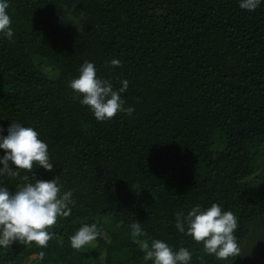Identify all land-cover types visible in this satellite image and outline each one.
I'll return each instance as SVG.
<instances>
[{
  "label": "trees",
  "instance_id": "16d2710c",
  "mask_svg": "<svg viewBox=\"0 0 264 264\" xmlns=\"http://www.w3.org/2000/svg\"><path fill=\"white\" fill-rule=\"evenodd\" d=\"M240 2L7 0L14 35L0 34V137L12 122L38 131L53 170L21 177H58L74 203L46 248L0 247V264H153L144 239L189 249L190 264H223L175 227L177 213L213 203L238 218L242 249L264 218V0L251 12ZM84 61L115 90L129 82L121 98L131 116L98 122L74 98ZM22 183L0 177L13 193ZM92 223L103 232L95 246L73 249L70 237ZM133 223L147 236L134 241Z\"/></svg>",
  "mask_w": 264,
  "mask_h": 264
},
{
  "label": "clouds",
  "instance_id": "9594fccd",
  "mask_svg": "<svg viewBox=\"0 0 264 264\" xmlns=\"http://www.w3.org/2000/svg\"><path fill=\"white\" fill-rule=\"evenodd\" d=\"M260 3L261 0H241L239 7L251 12ZM8 8L7 0H0V34L11 40L14 32ZM110 66L123 65L119 59H113ZM121 84L122 87L115 90L110 80L98 77L93 63L84 61L79 68L78 78L72 79L69 86L75 93L74 98L79 99L82 106H87L98 122H103L121 113L131 116L135 111L133 107H126L125 100L121 98L129 82L123 80ZM0 132H3V128H0ZM7 132V136L0 137V149L5 153L0 158V177H20L24 183L18 185L14 193L7 187H0V247L9 248L18 242L24 245L35 243L40 248H46L54 238L51 229L60 218L71 214L68 205L74 203L72 192L61 194L58 177L52 180L37 179L34 182H28V175L21 177L22 171L31 173L37 165L51 172L54 164L50 162L48 145L33 127L12 122ZM13 166L16 170H13ZM238 226V218L234 213L224 211L216 203L207 209L196 205L186 216L182 212L176 214L175 227L181 233L186 232L196 243L202 244L204 253L218 260H234L241 256L242 249L235 235ZM102 235V229L96 223L85 224L70 237L71 247L77 251L94 247L97 238ZM144 236L147 233L142 231L140 223H133V240ZM138 242L144 253V261H152L153 264H190L192 260V252L185 247L174 251L160 239H153L150 243L148 239ZM40 256L43 258L44 253L41 252Z\"/></svg>",
  "mask_w": 264,
  "mask_h": 264
},
{
  "label": "rangeland",
  "instance_id": "374dc122",
  "mask_svg": "<svg viewBox=\"0 0 264 264\" xmlns=\"http://www.w3.org/2000/svg\"><path fill=\"white\" fill-rule=\"evenodd\" d=\"M245 242V244H244ZM242 255L236 260V264H264V218H260L250 226V234L243 241ZM223 264H233L232 259L219 260Z\"/></svg>",
  "mask_w": 264,
  "mask_h": 264
},
{
  "label": "crops",
  "instance_id": "0c3cea01",
  "mask_svg": "<svg viewBox=\"0 0 264 264\" xmlns=\"http://www.w3.org/2000/svg\"><path fill=\"white\" fill-rule=\"evenodd\" d=\"M244 244H245V242H244ZM244 244L242 245V247L244 246ZM241 255H242V253H241ZM235 260H236V259H235ZM235 260H233V262H232L233 264H235Z\"/></svg>",
  "mask_w": 264,
  "mask_h": 264
}]
</instances>
